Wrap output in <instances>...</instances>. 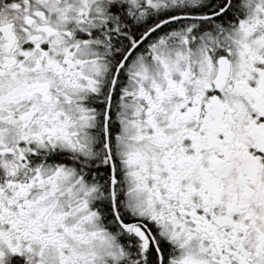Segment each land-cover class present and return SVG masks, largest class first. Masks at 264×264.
Returning <instances> with one entry per match:
<instances>
[{"label": "snow or ice", "instance_id": "snow-or-ice-1", "mask_svg": "<svg viewBox=\"0 0 264 264\" xmlns=\"http://www.w3.org/2000/svg\"><path fill=\"white\" fill-rule=\"evenodd\" d=\"M0 264H264V0H0Z\"/></svg>", "mask_w": 264, "mask_h": 264}]
</instances>
